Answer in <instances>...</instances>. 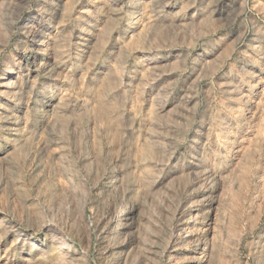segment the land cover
I'll list each match as a JSON object with an SVG mask.
<instances>
[{
  "label": "rangeland",
  "instance_id": "rangeland-1",
  "mask_svg": "<svg viewBox=\"0 0 264 264\" xmlns=\"http://www.w3.org/2000/svg\"><path fill=\"white\" fill-rule=\"evenodd\" d=\"M0 264H264V0H0Z\"/></svg>",
  "mask_w": 264,
  "mask_h": 264
},
{
  "label": "bare ground",
  "instance_id": "bare-ground-1",
  "mask_svg": "<svg viewBox=\"0 0 264 264\" xmlns=\"http://www.w3.org/2000/svg\"><path fill=\"white\" fill-rule=\"evenodd\" d=\"M118 2V1H117ZM104 5V4H103ZM155 6V5H154ZM89 7V6H88ZM89 9V8H88ZM93 9V8H92ZM118 9V8H117ZM109 10V9H108ZM111 10V9H110ZM95 11H96V9H95ZM84 13H86V14H88L89 13V10H87V11H85ZM85 14V15H86ZM121 14H123V13H121ZM111 15V14H110ZM118 15V14H117ZM138 17V16H137ZM118 19H120V17L118 18ZM106 20V19H105ZM92 21V20H91ZM102 21V20H101ZM98 28V27H97ZM138 31H140V30H138ZM135 32V31H134ZM97 34V33H96ZM96 36V35H95ZM96 39V38H95ZM82 40V42H84L81 46H83V49L85 50L86 48H88L89 47V44H91V42H92V36H90V35H84V37L81 39ZM128 40V39H127ZM95 41V40H94ZM92 45V44H91ZM71 49V48H70ZM83 50V51H84ZM90 50V49H89ZM80 52V51H79ZM48 54V53H47ZM82 54V53H81ZM94 54V53H93ZM89 55V54H88ZM88 58V57H87ZM147 58V57H146ZM85 61H87L86 59H85ZM94 76V75H93ZM102 78V77H101ZM96 80V79H95ZM9 85V84H8ZM2 87L4 88V89H7L8 90V88H10V87H8L6 84H3L2 85ZM218 131V130H217ZM115 221V220H114ZM62 235V234H61ZM63 236V235H62ZM57 238V237H56ZM63 238V237H62ZM56 241V243L57 244H59L60 245V248H61V246H62V248L63 249H68V245H67V243H65L62 239H56L55 240ZM62 249V250H63ZM70 250V249H69ZM66 251V250H65Z\"/></svg>",
  "mask_w": 264,
  "mask_h": 264
}]
</instances>
